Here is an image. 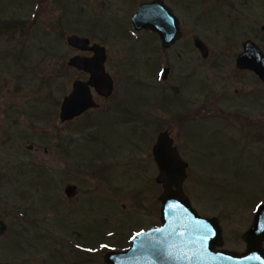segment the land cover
I'll return each instance as SVG.
<instances>
[{
    "label": "rangeland",
    "instance_id": "obj_1",
    "mask_svg": "<svg viewBox=\"0 0 264 264\" xmlns=\"http://www.w3.org/2000/svg\"><path fill=\"white\" fill-rule=\"evenodd\" d=\"M146 1L0 0V264H106L101 247L128 245L161 212L163 131L188 162L192 205L218 217L226 247L245 246L264 202V84L236 57L249 38L264 50V0H164L182 31L166 49L133 27ZM71 34L106 47L114 90L62 122L63 97L89 76L68 64L86 54Z\"/></svg>",
    "mask_w": 264,
    "mask_h": 264
},
{
    "label": "water",
    "instance_id": "obj_2",
    "mask_svg": "<svg viewBox=\"0 0 264 264\" xmlns=\"http://www.w3.org/2000/svg\"><path fill=\"white\" fill-rule=\"evenodd\" d=\"M132 22L136 30L146 28L156 31L164 48H170L182 35L180 19L164 0L141 3L132 16ZM67 42L79 50L93 51L94 55L88 57L78 54L68 61L69 65L89 72L90 78L73 82L72 91L64 97L60 106L62 122L98 106L92 87L105 97L111 95L114 88V80L105 67L107 53L103 45L91 44L89 38L78 34L69 35ZM194 42L203 57H207L208 49L204 41L196 37ZM243 47L244 51L237 58V66L253 70L264 82V52L251 39L245 41ZM169 71V67L163 68V79L168 77ZM152 151L159 168L156 181L163 187L160 196L162 226L138 233L125 251L107 252L105 261L108 264H264V203L257 206L252 226L242 235L248 243L245 251L215 250V246L224 243L222 226L218 217L201 215L185 193L183 184L187 177L188 162L181 157L177 146L173 145V138L168 131L158 135ZM76 191L75 184L65 187L68 197L74 196ZM174 227H178V230L174 231ZM5 230L6 224L0 218V234ZM152 234L162 241L157 238L158 242L154 246L150 245L149 236ZM175 234L180 235V239L168 242Z\"/></svg>",
    "mask_w": 264,
    "mask_h": 264
},
{
    "label": "flooded vegetation",
    "instance_id": "obj_3",
    "mask_svg": "<svg viewBox=\"0 0 264 264\" xmlns=\"http://www.w3.org/2000/svg\"><path fill=\"white\" fill-rule=\"evenodd\" d=\"M82 53H86V54H84V55H87V56H91L92 55V52L91 51H81ZM237 68H239L238 66H237ZM248 71H250V70H248ZM251 72H253V71H251ZM257 77H258V75L255 73V72H253ZM88 74V73H87ZM89 75V74H88ZM88 78H89V76H88ZM87 78V79H88ZM259 78V77H258ZM260 79V78H259ZM84 80H86V79H84ZM261 81V80H260ZM262 82V81H261ZM263 83V82H262ZM264 84V83H263ZM172 136V135H171ZM173 139H174V137H173ZM174 145H176L175 144V139H174V143H173ZM177 147H178V145H176ZM178 150H179V147H178ZM179 152H180V150H179ZM180 154H181V152H180ZM181 156H182V154H181ZM183 157V156H182ZM184 158V157H183ZM148 213H150V215L147 217L148 218V220L149 221H151V223L149 224V225H146V226H140L139 228H137L136 230H134L133 231V233H132V235H131V237H130V239H129V244L128 245H126V246H121V244H120V242H121V238L119 239V241H117L118 243H119V245H114L113 243V245H111V246H109L108 248H100V252H101V254H103V259L105 260V254L108 252V251H111V250H125L126 248H128V246L130 245V243H131V239H132V237L135 235V234H137V233H139V232H142V231H148V230H155V229H158L159 227H160V225H161V220H160V217H161V212H159V214L156 216L155 215V213L154 212H148ZM253 218L251 219V223H250V225H249V227L246 229V230H248L249 228H250V226L252 225V222H253V219H254V215H255V210H254V212H253ZM156 216V217H155ZM158 217V219H157V221H156V218ZM1 218V217H0ZM2 219V218H1ZM159 220V221H158ZM7 229H8V224L6 225V230H5V232L4 233H2V234H0V237H2V236H4V234L5 233H7ZM173 229V228H172ZM174 231L175 230H178V227H174V229H173ZM245 230V231H246ZM244 231V232H245ZM110 232H107V234H105V237H104V241L110 236V235H108ZM118 236V235H117ZM111 238L112 237H114V236H110ZM242 237V236H241ZM158 236H156V235H154V234H152L151 236H149V244L150 245H155L157 242H158V239L160 238H158ZM115 239V238H114ZM177 239H180V235H178V234H175V235H172L170 238H169V240H168V242H172V241H174V240H177ZM160 240V239H159ZM225 240V239H224ZM104 241H102V243L104 242ZM162 240H160V242H161ZM159 242V243H160ZM224 243H225V241H224ZM244 243H245V246L243 247V248H241V249H232V248H228V247H226L224 244L220 247V246H215V249L216 250H219V249H232V250H237V251H240V252H242V251H245L246 249H247V246H248V243L244 240ZM262 245H263V247H264V240H263V242H262ZM106 263V262H105ZM107 264V263H106Z\"/></svg>",
    "mask_w": 264,
    "mask_h": 264
}]
</instances>
